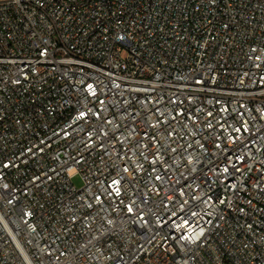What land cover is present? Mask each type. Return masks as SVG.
Here are the masks:
<instances>
[{
  "label": "built area",
  "instance_id": "1",
  "mask_svg": "<svg viewBox=\"0 0 264 264\" xmlns=\"http://www.w3.org/2000/svg\"><path fill=\"white\" fill-rule=\"evenodd\" d=\"M0 264H264V0H0Z\"/></svg>",
  "mask_w": 264,
  "mask_h": 264
},
{
  "label": "rangeland",
  "instance_id": "2",
  "mask_svg": "<svg viewBox=\"0 0 264 264\" xmlns=\"http://www.w3.org/2000/svg\"><path fill=\"white\" fill-rule=\"evenodd\" d=\"M73 183L78 188H80L83 185V181H82L81 177L78 175L73 178Z\"/></svg>",
  "mask_w": 264,
  "mask_h": 264
}]
</instances>
